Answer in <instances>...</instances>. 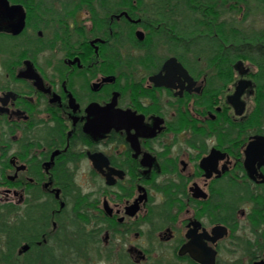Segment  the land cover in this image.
<instances>
[{
    "label": "flooded vegetation",
    "instance_id": "obj_1",
    "mask_svg": "<svg viewBox=\"0 0 264 264\" xmlns=\"http://www.w3.org/2000/svg\"><path fill=\"white\" fill-rule=\"evenodd\" d=\"M193 5L0 0V264H264V46Z\"/></svg>",
    "mask_w": 264,
    "mask_h": 264
},
{
    "label": "trees",
    "instance_id": "obj_2",
    "mask_svg": "<svg viewBox=\"0 0 264 264\" xmlns=\"http://www.w3.org/2000/svg\"><path fill=\"white\" fill-rule=\"evenodd\" d=\"M230 1L232 0H222L223 13L237 14L238 12L243 10L242 9L243 6L247 7L248 5H250L251 2V0H236L238 2L237 4V2L233 3ZM256 1H257L256 2L257 5L263 8L262 5H264V0H256ZM192 3L194 4L192 6L193 10L199 5V7H201L203 12L205 13H217L218 8L220 7L219 0H192ZM253 31L255 33L251 34L252 44L255 46H264V32H263L264 30L253 29ZM260 58L261 60H263L262 57Z\"/></svg>",
    "mask_w": 264,
    "mask_h": 264
},
{
    "label": "rangeland",
    "instance_id": "obj_3",
    "mask_svg": "<svg viewBox=\"0 0 264 264\" xmlns=\"http://www.w3.org/2000/svg\"><path fill=\"white\" fill-rule=\"evenodd\" d=\"M238 4V2H237ZM262 7H259L257 5V3L254 1V2H250V5H248L247 7L246 6H243L242 7V11L238 12L237 15L239 16H242L243 15H253L254 18H250V19H245L244 21H248L251 22V29H257V30H264V5H262ZM246 13V14H245ZM248 22H244V25L243 26H248L247 25ZM83 178L84 177H79V180H80V183H83ZM85 185V183H83ZM228 251V249H227ZM225 251L223 252V257L224 259H227V254L228 252Z\"/></svg>",
    "mask_w": 264,
    "mask_h": 264
}]
</instances>
